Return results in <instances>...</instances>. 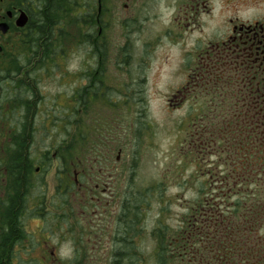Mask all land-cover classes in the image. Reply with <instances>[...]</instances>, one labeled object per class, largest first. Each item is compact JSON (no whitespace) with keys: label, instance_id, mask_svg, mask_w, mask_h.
Returning a JSON list of instances; mask_svg holds the SVG:
<instances>
[{"label":"flooded vegetation","instance_id":"1","mask_svg":"<svg viewBox=\"0 0 264 264\" xmlns=\"http://www.w3.org/2000/svg\"><path fill=\"white\" fill-rule=\"evenodd\" d=\"M46 1L0 0V264H264V198L259 212H240L239 219L233 215L228 240L204 239L208 235L200 225L190 234L187 222L167 240L168 228L158 220L157 237L145 256L138 214L129 209L132 199L124 187L122 150L115 161L109 149L100 160L75 161L63 160L55 143L46 148L35 144L36 115L28 124V109L20 105L24 112L14 118L9 87L21 97L29 72L40 67L42 49H29V41ZM221 3L228 13L225 29L208 34L202 24H190L197 23V16H211L215 0H181L179 10L188 23L178 25L183 33L198 27L201 38L185 57V79L170 102L196 106V135L203 134L204 119L214 113H205V104H232L227 110L232 118L235 105L242 104L243 116L257 121L249 131L258 137L251 148L246 144L239 156L232 154L234 160L217 162V196L224 174L233 183L230 193L237 196L242 183L264 180V0ZM98 4L100 12V0ZM96 26L100 36L99 17ZM205 146L201 137L200 150ZM214 148L216 153L225 150ZM236 148L226 147L231 152ZM232 211L238 212L235 205Z\"/></svg>","mask_w":264,"mask_h":264},{"label":"rangeland","instance_id":"2","mask_svg":"<svg viewBox=\"0 0 264 264\" xmlns=\"http://www.w3.org/2000/svg\"><path fill=\"white\" fill-rule=\"evenodd\" d=\"M89 3L97 15L98 0ZM125 3L100 0L102 32L98 36L94 25L93 34L105 57L83 42L88 26L82 33L72 27L65 56L56 52L59 66L45 63L43 57L23 82L21 97L9 87L8 107L16 119L24 112L19 106L25 105L28 124L32 116L38 120L31 135L35 144L46 148L55 143L67 160H100L109 149L115 161L122 150L124 187L132 199L130 209L139 214L136 224L148 256L157 221L168 228L165 238L174 239L195 213L191 208L202 198L200 190L210 191L206 176L215 170L217 158L197 160L188 146L189 135L197 130L191 126L197 122L192 121L195 111L190 103L170 99L184 82L185 57L201 38L198 27L202 24L208 34L225 29L228 13L221 0H215L213 14L197 16V23L190 25L198 27L183 33L180 26L188 21L179 10L181 0H131L128 7Z\"/></svg>","mask_w":264,"mask_h":264},{"label":"trees","instance_id":"3","mask_svg":"<svg viewBox=\"0 0 264 264\" xmlns=\"http://www.w3.org/2000/svg\"><path fill=\"white\" fill-rule=\"evenodd\" d=\"M97 17H99V13L97 12V15H95V9L91 3H89V0H47L39 16L41 20H38V28L29 41V49H35L36 51L42 49V59L44 57V62L48 63L52 61V64L58 67L59 64L56 63L54 58L56 57V52H59L61 57L65 56L64 54L67 51L65 42L70 39L71 28L73 27L76 32L82 33L85 26H88V33H85V35L81 34L82 37H87L83 42L92 45L95 55L98 56L101 54L102 57H105L102 55L103 51L98 50L100 46L97 47L95 45L93 32L95 31L94 25L96 24L94 22ZM84 90L85 89L82 91L83 93H85ZM93 96H96V98L98 97L97 93H94ZM81 98H83L82 95ZM231 105L232 104H228L227 102H221L215 105H204L205 113L214 112L218 115L213 117V113L210 118L204 119L202 127L204 129L203 134L198 133L196 135L195 133L197 130H195L189 135L188 146L192 150L194 149L198 158L197 160L202 161L206 155H213L217 158V160L213 162L215 167H217V162H219V160L226 162L234 160L232 154L236 153V155L239 156L240 151L244 152L243 148L246 147V144H250L249 146L251 148L252 143L258 140L255 131L249 132L252 128L254 129L256 127L255 124L257 121L254 119L248 121L246 117L243 116L245 105H235V114L233 118L228 117L227 113ZM193 109L196 110V106L193 107ZM192 121H197L191 125L192 127L200 126V121L196 119ZM201 137L204 143L207 144L204 149H201L202 152L199 147ZM256 144L260 143L258 142ZM215 145H220V147L225 150H218V153H216L214 151ZM228 145H231V147L235 145L237 148L235 151L231 152V150L229 151L226 149ZM70 148L71 146L68 147V151ZM60 156L63 160H67L62 154ZM224 167H227V171L229 165L225 164V166L222 167L223 170L225 169ZM217 171L218 168H215L214 171H210V174L206 176L208 177L207 182L209 183L206 186L208 189L210 188V191L207 192L206 189L200 190V197L202 196V198H197L195 204L192 206L191 212L195 213L191 214V220L187 222V225L190 234L194 235L196 227L200 225L203 227V232L208 235V238L205 237L204 239L228 240L230 237V225L233 223V215L239 219L241 218L239 216L240 212H253V209H257L259 212L261 207L260 200L264 198V180L258 182L251 178L249 181L250 185L242 183L240 193L237 194V200L232 202V194L229 190L232 188L233 183L230 181L228 174H224L223 178L225 182L220 187L221 191L217 196V189L215 186L217 183ZM248 187L250 189H248ZM234 205L237 207L238 212L232 211ZM201 220L202 222L200 223ZM190 222L192 224H190ZM192 239L196 238L193 237Z\"/></svg>","mask_w":264,"mask_h":264},{"label":"water","instance_id":"4","mask_svg":"<svg viewBox=\"0 0 264 264\" xmlns=\"http://www.w3.org/2000/svg\"><path fill=\"white\" fill-rule=\"evenodd\" d=\"M26 22V17H25V19L22 21V23H25Z\"/></svg>","mask_w":264,"mask_h":264}]
</instances>
